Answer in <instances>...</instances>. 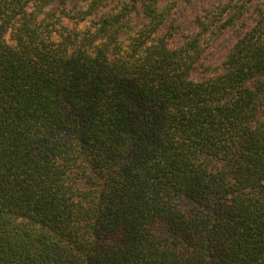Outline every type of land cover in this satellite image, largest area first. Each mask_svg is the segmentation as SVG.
<instances>
[{
	"label": "trees",
	"instance_id": "16d2710c",
	"mask_svg": "<svg viewBox=\"0 0 264 264\" xmlns=\"http://www.w3.org/2000/svg\"><path fill=\"white\" fill-rule=\"evenodd\" d=\"M0 264H264V0H0Z\"/></svg>",
	"mask_w": 264,
	"mask_h": 264
}]
</instances>
